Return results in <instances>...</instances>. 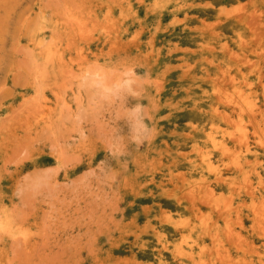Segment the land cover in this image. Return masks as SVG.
Wrapping results in <instances>:
<instances>
[{"label":"rangeland","instance_id":"374dc122","mask_svg":"<svg viewBox=\"0 0 264 264\" xmlns=\"http://www.w3.org/2000/svg\"><path fill=\"white\" fill-rule=\"evenodd\" d=\"M60 263L264 264V0H0V264Z\"/></svg>","mask_w":264,"mask_h":264},{"label":"clouds","instance_id":"9594fccd","mask_svg":"<svg viewBox=\"0 0 264 264\" xmlns=\"http://www.w3.org/2000/svg\"><path fill=\"white\" fill-rule=\"evenodd\" d=\"M143 81L144 76L131 66L120 68L112 76L96 67L78 80L79 88L94 100L120 106L122 115L117 122L123 121V127H117L114 135L124 146L140 147L155 135L150 112L143 103Z\"/></svg>","mask_w":264,"mask_h":264},{"label":"bare ground","instance_id":"6f19581e","mask_svg":"<svg viewBox=\"0 0 264 264\" xmlns=\"http://www.w3.org/2000/svg\"><path fill=\"white\" fill-rule=\"evenodd\" d=\"M38 44H39V43H38ZM39 45H40V44H39ZM46 55H47V54H46ZM40 70H41V69H40ZM67 71H68V70H67ZM67 71H64V72H67ZM70 71H71V70H70ZM70 71H69V72H70ZM70 74H71V73H70ZM39 77H40V76H39ZM64 78H65V77H64ZM248 95H249V94H248ZM240 102H241V101H240ZM242 102H243V101H242ZM43 104H44V103H43ZM241 104H242V103H241ZM35 105H36V104H35ZM43 106H44V105H43ZM48 107H49V106H48ZM35 109H36V108H35ZM37 109H38V108H37ZM37 109H36V110H37ZM36 110H35V111H36ZM57 115H58V114H57ZM234 120H235V119H234ZM237 129H238V128H237ZM18 237H19V236H18ZM12 240H13V239H12ZM60 264H61V263H60Z\"/></svg>","mask_w":264,"mask_h":264}]
</instances>
